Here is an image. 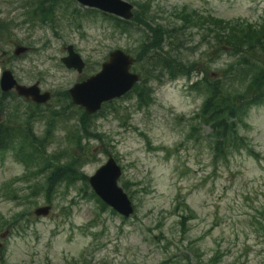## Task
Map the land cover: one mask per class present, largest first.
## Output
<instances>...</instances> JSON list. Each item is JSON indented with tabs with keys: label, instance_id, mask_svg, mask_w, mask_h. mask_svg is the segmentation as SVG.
<instances>
[{
	"label": "rangeland",
	"instance_id": "374dc122",
	"mask_svg": "<svg viewBox=\"0 0 264 264\" xmlns=\"http://www.w3.org/2000/svg\"><path fill=\"white\" fill-rule=\"evenodd\" d=\"M124 1L135 5L137 12L138 4L147 6L149 24L171 30L182 25L179 16L184 9L257 27L264 24V0ZM64 5L68 8L59 11L61 18L53 30L29 22V0H0V18L11 22L0 41V80L9 69L21 84L39 82L43 91H51L53 99L41 107L42 112L62 110L61 93L99 72L116 49L138 53L147 34L142 24L135 25L132 34H121L101 16L95 21L89 16L74 21L69 13L86 9L77 3ZM184 29L177 30V39L169 40L173 54L198 61L200 68L208 64L214 74L225 68L228 55L216 53L207 59L202 54L210 46L202 41V33L197 28ZM18 42L30 46L31 52L11 60ZM71 44L86 60L83 75L67 70L61 61L64 48ZM167 45L168 39L165 48L171 51ZM189 83L187 79L154 80L150 92L155 101L150 108L141 110L135 98L121 99L92 125V131L105 138L103 142L91 139L92 156L83 172L92 176L110 155L118 159L125 168L120 185L130 182L138 208L127 221L104 211L81 184L59 188L52 196L51 214L37 217V208L50 205L44 189L37 188L42 180L22 178L28 170L14 151L0 153V248H7L6 264L80 260L88 264H215L212 258L217 255V264H264V105L252 108L246 127L240 128L256 156L243 150L230 156L228 163L216 162L209 128L188 137L191 119L204 100L189 90ZM8 102L23 112L32 109L20 98ZM66 113L70 118L57 124L49 153L73 145L67 137L79 128L78 112L73 108ZM47 118L35 126L39 136ZM182 217H188L186 231ZM5 222L12 223L10 228Z\"/></svg>",
	"mask_w": 264,
	"mask_h": 264
},
{
	"label": "trees",
	"instance_id": "16d2710c",
	"mask_svg": "<svg viewBox=\"0 0 264 264\" xmlns=\"http://www.w3.org/2000/svg\"><path fill=\"white\" fill-rule=\"evenodd\" d=\"M29 5L27 12L29 22L33 25L54 26L55 15L63 5V0H29ZM138 5L141 9L132 22H123L107 15L104 19L114 27L115 31L125 35L132 34L135 25L142 24L146 28V37L141 41L137 53L138 68L143 74V79L142 84L134 90L140 107L153 105L154 95L150 92L152 81L163 82L164 78L170 81L179 78L191 79L196 75L199 79L189 86V90L203 96L204 103L194 120H199L211 129L209 136L213 159L224 163L228 162V157L235 152L244 149L250 151L247 138L240 135V128L246 127L245 119L250 109L264 105V24L257 27L240 20L226 21L212 15L204 17L196 11L189 13L184 9L179 16L182 25L171 30L162 25L149 24L148 7ZM93 14L96 16L97 13ZM72 15L78 19L77 12H73ZM184 28H197L202 33V41L210 46L209 51L202 54L207 59L212 60L211 54L216 53L228 55L230 61L225 68L220 69L215 75L208 64L200 68L201 63L198 61L183 59L178 52L173 54V44H169V40L177 39V30L184 32ZM7 31L8 23H1L0 38L2 35L5 36ZM167 39L171 51H166ZM64 96L69 101L67 92ZM7 97L6 94L0 96V110L5 108L4 100H7ZM9 115L8 126L0 124V150L13 148L14 137L18 135L21 138L22 144L18 149V155L27 166L37 167L33 171V176L37 179L43 178V183L37 184V188H44L49 203H52L50 199L52 194L63 184L75 186L78 181H82L86 189L89 188L88 177L83 174L82 168L91 155L87 158L89 146L83 145L81 138L73 137L75 153H59L53 156L45 154V145L50 143L55 122L63 115L58 112L52 113L47 135L42 139L37 138L29 128L33 119L39 117L38 114L23 120L16 117L14 112ZM17 122L20 127L14 128L13 124ZM91 127V117L86 114L81 115L80 129L84 137L101 139L102 135L94 134ZM198 129V126H193L189 136L194 135ZM250 153L254 154L252 151ZM92 196L95 197L94 193ZM99 203L106 208L100 200ZM187 220L183 217L181 222L185 230Z\"/></svg>",
	"mask_w": 264,
	"mask_h": 264
},
{
	"label": "water",
	"instance_id": "95a60500",
	"mask_svg": "<svg viewBox=\"0 0 264 264\" xmlns=\"http://www.w3.org/2000/svg\"><path fill=\"white\" fill-rule=\"evenodd\" d=\"M87 8H94L101 12L116 15L123 20H131L134 18L132 13L133 6L122 0H76ZM70 56L64 58L63 61L68 68H75L82 73L85 63L80 56L75 53L73 47L67 49ZM17 55L25 53V49H18ZM100 74L78 84L70 91L74 104L86 108L89 114H95L102 108V104L107 101L117 99L126 95L138 83L139 76L132 74L131 66L135 63L129 55L123 51L117 50L110 55ZM1 87L3 91H17L18 95L25 98H33L36 103H46L50 100L49 94L41 95L38 86L25 87L18 85L11 72L3 74ZM121 169L111 157L108 164L102 167L96 176L90 179V184L95 189L97 195L102 197L104 201L113 206L118 212L126 217L133 214L131 201L124 194L122 189L117 186L118 180L121 178ZM50 208L36 210L38 216L48 215Z\"/></svg>",
	"mask_w": 264,
	"mask_h": 264
}]
</instances>
